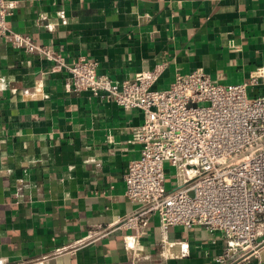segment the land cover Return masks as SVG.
I'll use <instances>...</instances> for the list:
<instances>
[{
  "label": "crops",
  "instance_id": "obj_1",
  "mask_svg": "<svg viewBox=\"0 0 264 264\" xmlns=\"http://www.w3.org/2000/svg\"><path fill=\"white\" fill-rule=\"evenodd\" d=\"M5 6L10 28L118 82L158 64L159 89L196 69L229 84L264 67V0ZM70 77L0 35V264H219L227 241L204 226L163 231L155 214L145 233L119 227L141 206L126 196L124 175L141 153L144 113L76 92ZM244 264H264V248Z\"/></svg>",
  "mask_w": 264,
  "mask_h": 264
},
{
  "label": "built area",
  "instance_id": "obj_2",
  "mask_svg": "<svg viewBox=\"0 0 264 264\" xmlns=\"http://www.w3.org/2000/svg\"><path fill=\"white\" fill-rule=\"evenodd\" d=\"M7 15L5 0H0V35L66 68L73 90L89 91L144 113V122L135 133L141 153L129 162L124 175L126 196L141 206L119 227L145 233L147 220L155 214L163 231L174 225L204 226L227 241L216 258L219 264H244L261 248L264 67L247 81L229 84L215 82L196 69L178 74L168 88L159 89L155 85L164 65L158 64L118 82L98 73L97 64L86 57L67 60L51 46L13 30ZM250 86L262 90L249 96ZM167 164L178 169L172 188L166 185Z\"/></svg>",
  "mask_w": 264,
  "mask_h": 264
},
{
  "label": "rangeland",
  "instance_id": "obj_3",
  "mask_svg": "<svg viewBox=\"0 0 264 264\" xmlns=\"http://www.w3.org/2000/svg\"><path fill=\"white\" fill-rule=\"evenodd\" d=\"M255 93L249 90V96H253ZM178 176V169L171 164H167L166 166V177H167V185L168 187H172V183H176ZM171 181V182H170Z\"/></svg>",
  "mask_w": 264,
  "mask_h": 264
},
{
  "label": "water",
  "instance_id": "obj_4",
  "mask_svg": "<svg viewBox=\"0 0 264 264\" xmlns=\"http://www.w3.org/2000/svg\"><path fill=\"white\" fill-rule=\"evenodd\" d=\"M263 246H264V243H262L260 247L262 248ZM260 247H259V248H260Z\"/></svg>",
  "mask_w": 264,
  "mask_h": 264
}]
</instances>
